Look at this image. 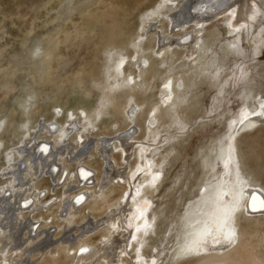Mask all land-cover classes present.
I'll return each instance as SVG.
<instances>
[{
  "label": "rangeland",
  "instance_id": "374dc122",
  "mask_svg": "<svg viewBox=\"0 0 264 264\" xmlns=\"http://www.w3.org/2000/svg\"><path fill=\"white\" fill-rule=\"evenodd\" d=\"M149 25L159 34L149 32ZM144 55L159 59L151 63ZM261 104L264 0H0V186L14 180L11 164L22 162L19 172L29 168L26 155L37 174L28 175L25 185L42 191L44 206L23 210L21 230L27 234L33 223L47 224L41 239L26 246L29 255L16 257L18 248L10 244L0 249V264H31L35 254L33 264H40L41 250L74 242L83 231L100 249L118 223L129 233L118 244L123 261L108 264H172L178 225L202 193L206 171L214 165L219 175L227 165L217 155L220 147H233L236 165L264 189ZM37 144L55 156L53 165L41 167L48 173L39 172ZM80 160L93 169L92 178L73 182ZM68 176L72 186L65 185ZM105 182L101 192L111 191L112 202L120 201L115 225L107 221L106 208L84 221L88 208L76 200L68 224L59 200L87 188L99 193ZM238 219L235 246L173 264H264V211ZM139 230L144 234L137 240ZM222 233L211 241L225 240ZM91 258L82 264L98 261ZM46 264L71 259L61 253Z\"/></svg>",
  "mask_w": 264,
  "mask_h": 264
},
{
  "label": "bare ground",
  "instance_id": "6f19581e",
  "mask_svg": "<svg viewBox=\"0 0 264 264\" xmlns=\"http://www.w3.org/2000/svg\"><path fill=\"white\" fill-rule=\"evenodd\" d=\"M151 26L152 25H149L147 27L149 32H152L154 34H159L157 31H153ZM129 32H130V29H129ZM153 37H154V35H153ZM127 38H129V36ZM128 40H130V38ZM195 43L198 44L197 42H195ZM112 44H114V48L119 46V44H117L115 46L114 42ZM199 44H201V43H199ZM205 47H207V45L206 46L202 45V49ZM197 50H198V48H197ZM172 51L173 50H171V52ZM195 51L196 50L194 49L193 53ZM166 53H168V49H165V56H164V53H163V55L160 56V60H162V62L165 61L164 59L166 58ZM161 57H162V59H161ZM204 57H206V56H204ZM142 58L144 60L150 61L152 63V61H154L155 59H159V56L153 57L152 61H151V58L148 57L147 55H144ZM168 58H169V56H168ZM201 58H202V55H201ZM204 60H207V59H204ZM140 71H141V69H140ZM142 72H143V70H142ZM145 81H147V84H148V80H145ZM185 81H186V79H185ZM171 87L173 88V85ZM171 92L173 93L174 91L172 90ZM177 99H178L177 96L174 97L173 102H175ZM110 101H111V97H110ZM134 106H135V104H134ZM129 109H130V107H129ZM99 112L102 114L103 110L100 109ZM93 113H95V111ZM135 113H137V112H135ZM156 113H157V111H156ZM158 113H161V112H158ZM162 114L163 113H161V115ZM134 115H136V114H134ZM85 117L90 118L92 120L93 114L86 113ZM157 117H158V115H155V118H157ZM158 118H160V117H158ZM133 119H135V117ZM55 123L57 124V126L53 127L52 129L50 128L52 131L58 128V123L57 122H55ZM252 123L254 124V120L249 121V124H252ZM52 124H54V123H51V125ZM92 124H94V123H92ZM74 127H81V126L79 125V123H77L76 125H74ZM67 131H69V130H67ZM153 131H157V128L154 129ZM63 132H64V130H63ZM80 132H82V131H80ZM67 133H69V132H67ZM70 139L74 142L76 137L73 136ZM45 144H47V143H45ZM232 144H234V143H232ZM227 145H228V143H225L222 147H220L219 151L217 150L218 153L216 151L217 155L220 156L221 160H223L224 162H227V165L225 166L224 171H222L218 175L217 174L218 172L216 170H213L214 165L212 166L211 170L208 169L207 171H206V168L204 167L208 177H207L206 182L204 184V189H203L202 193L200 195H198L197 197H195L196 201L193 202V204L190 206V208L186 211V214H184V216L182 215L183 219L177 228L178 247L175 248V250L173 251V254H172V259H170V260H172L171 261L172 264L177 262V261H179V262L185 261L187 263V262L197 258L198 256H200V257L212 256V255H210V253H213L215 255V254L221 253L224 250L232 248L233 246H235L236 242L235 243H229L227 240H222L221 242H216V241H214L215 239L211 241V237L213 235H215L216 233H218L217 232L218 226H220L221 224L224 225V227L222 228V231L227 230L228 228H233L236 232V241H237L238 232L236 230H237V227L239 225V223H238L239 215L242 214L244 216L245 215L248 216L250 214L252 215L253 213H258V211L262 210V208L260 207V204L262 202H264V189L262 187H260L259 185H256L257 182H256V184H254V183H251L252 181L251 182L248 181V180H250L251 177L249 176L250 178L248 179L247 178L248 176H245L244 172L238 167L239 165L238 166L236 165L237 164L235 161L236 155L234 156V153H233L234 149H233V147H230V149H228ZM55 146L56 145L53 146V148H54L53 150H55ZM36 147H38V150H39L38 151L39 156H40L39 167H40V170H42V171L39 170V172L48 173L47 170L41 169V167L44 168L46 166L45 164H48V163H50V161H53L55 156L50 155V153H52V152H50L49 154H45L46 149L43 147H40V144L39 145L37 144ZM234 148H236V146ZM100 149H102V148H100ZM23 151L24 150H20L21 153H23ZM211 151L213 153H215V151H213V150H211ZM48 155L53 156V157H51V159H49ZM201 155H203V154H201ZM26 157L27 156L25 155V160L29 164L28 165L29 168L27 167L23 172H19L20 171L19 168H21L22 162H20V164L18 162L11 164L10 168H12V167L14 168L13 173L15 171L16 176H15L14 180H10L9 185L0 186V221L5 219L4 222L1 224V227H0V249L6 248L10 244L17 246L18 249H17L16 257H18L19 255H23V254L27 255L28 253L25 254L27 251L26 246L28 247V244L30 241H32L31 243H33L35 241L34 238L37 239V238H40L41 236H43V233L46 232L45 228L47 227L46 223L39 226L36 223L32 222L33 224L29 227L27 226V228H26L27 234H23V232L21 230L22 228H21L20 224H21V222L23 223L25 221V218H26L25 212L29 211L31 209L34 211L35 208L36 209H38V208L42 209V207L44 206V201L40 200V198H39V196H40L39 194H42V191L36 190V192H35V189H32V186H26L25 185V184H28V182H26L28 175L37 174V172L35 174L32 173L34 171V168L32 165H30V160H27ZM215 159H216V157H215ZM58 161L60 163V160H58ZM53 164L54 163H50V165H53ZM78 167H80L81 170H80V172H78L79 170L76 171V173L73 176V178H74V180H72L73 182L74 181H76V182L80 181V176H83L85 178L86 177L92 178L91 173L93 172V169H91L89 166L85 165L83 163V160L79 161ZM51 168L53 170L54 167H51ZM65 168L66 167H64V165H63V167L61 169V173L64 172L63 169H65ZM51 175L53 177L54 173ZM215 177H217V178H215ZM67 178L68 179L65 181V185L69 184L68 181H69L70 176H68ZM52 179L57 184L58 183L57 181L60 180V175L58 176L57 181L54 178H52ZM96 179L98 180V178H96ZM15 180L20 181V183L15 184ZM81 180H83V179H81ZM12 181L14 182V184L17 188L12 187V186H14L12 184L13 183ZM89 183H90V181H89ZM108 184H109V182H107L106 184H103V185L100 184L101 187H100L99 193L95 192L91 188L83 189L78 193L75 192L76 194L69 193V192L66 193L67 194L66 197L64 199L59 200L60 201L59 206H61V209L59 211L60 212L65 211L64 213H66V211H67V215L64 218V220L66 222H68V224L71 223L72 218L75 216V215H71V210L73 208V202L72 201L76 200L77 202L83 203V206L81 205L82 208L85 205L88 208V212H87V214H85L84 221H86L87 217H89L88 214H90L92 216L94 214V212H100L106 208L108 210L109 214L111 213V215L107 218V221L115 225L116 218H114V216H116V214H113V213H114V210L118 208L116 206L120 203V201L117 200L116 202H112L113 197L112 198L110 197L111 191H109V193L101 192L102 188L104 189V187L108 186ZM10 185L12 187V189H11L12 192L9 189ZM69 185L72 186L71 181H70ZM77 185H78V183H77ZM144 188H146V186ZM149 188H147L146 190H148ZM8 191L11 192V194L9 193L10 196L9 195L5 196ZM144 194L145 193H143V195ZM78 198H81V199H79V201H78ZM141 198H143V197H141ZM31 201H32V206L30 207V206H28V204ZM63 202H64V204H63ZM62 204L64 205L63 207H62ZM253 204H255V207L252 206ZM16 208H17V210H16ZM87 208H85V209H87ZM50 209H51V207H50ZM20 210H21V212H18ZM23 210H26V211H23ZM10 212L13 213V217L8 214ZM226 215H227V218L225 219ZM36 216H38V215H36ZM83 217H84V215H83ZM20 218H23V221ZM10 219H12L11 222H10ZM93 219L95 220V216H93ZM118 219H121V217H118ZM88 221H89V218H88ZM35 224H36V227H35ZM37 226H39V227L37 228ZM120 226H121V224L118 223V226L116 229H113V230L111 229L110 231H108V236L103 239V244H102L100 249L92 246L88 241H86V237L88 234L87 231H83L84 234H82L77 239L75 238L76 242L74 239V242L69 241L68 243L60 242L56 245L52 244L53 246L49 250H41L42 254L40 257V261H41L40 264H46L47 260L57 259L58 255L61 253H65V257H67V258L70 257L71 264H82L83 260H85L86 258L88 259L89 257L91 258L92 255H93V257L90 259L92 262L95 259H98L99 255H100L98 261L96 260V262L94 264H108V263H111L113 261H121V263H122L123 260L121 259V256H120L122 254V251L121 250L119 251L118 244H119V240H121L120 239L121 236L124 238V236L126 235L127 232L124 230H119ZM137 226L139 227V225H137ZM206 228L212 230L211 234L207 235V236H202V237L199 236V234L203 230H205ZM139 231L134 234V237H136L137 235L139 236V237L137 236L138 237L137 240H139L140 237H143V234H144L143 232H141V230H139ZM124 232H125V234H124ZM33 233H35V235ZM127 234H129V233H127ZM118 237H119V239H117ZM222 237L223 236H221V238ZM125 238H126V236H125ZM196 240H199V246L198 247L193 245V241H196ZM58 241H59V239H58ZM122 241L123 240H121V242ZM135 244L138 245L136 242H135ZM189 245H193L191 251L186 250ZM205 245H209V247L202 249V247H204ZM14 246H13V248H14ZM221 246H223V247H221ZM82 247L87 248L88 251L81 252L80 249ZM32 249H33V247H32ZM34 249H35V247H34ZM30 251H32V250H30ZM11 253H13V252H11ZM227 253L225 255H227ZM229 253H228V255H229ZM38 257L39 256L37 254H35L34 257L31 258L30 263L31 264L35 263V261H37ZM23 258H25V257H23ZM15 260H16V258H15ZM21 260H22V257H21ZM125 260L126 259H124V263H126ZM28 262H29V260H28ZM179 262H177V263H179ZM115 264H117V263L115 262ZM207 264H232V263H230L228 261H222L221 260V261H217V262H210Z\"/></svg>",
  "mask_w": 264,
  "mask_h": 264
},
{
  "label": "snow or ice",
  "instance_id": "6c2138e0",
  "mask_svg": "<svg viewBox=\"0 0 264 264\" xmlns=\"http://www.w3.org/2000/svg\"><path fill=\"white\" fill-rule=\"evenodd\" d=\"M261 108L264 109V104H261ZM254 114H257V113H254ZM82 115H83V114H82ZM79 199H81V198H78V201H79ZM252 206L255 207V204H253ZM260 207H261V208H264V202H262V203L260 204ZM226 218H227V215H226L225 219H226ZM223 227H224L223 224H221L220 226H218V228H217V232L219 233L220 230H221ZM211 231H212L211 229L206 228L205 230H203V231L199 234V236L202 237V236L210 235V234H211ZM223 237H224V239L227 240L229 243H235V242H236V232H235V230H234L233 228H228L227 230H224V231H223ZM193 245H195L196 247H198V246H199V240L193 241ZM193 245H189L188 248H187L186 250H187V251H191ZM80 251H81V252H86V251H88V249L82 247V248L80 249Z\"/></svg>",
  "mask_w": 264,
  "mask_h": 264
},
{
  "label": "water",
  "instance_id": "95a60500",
  "mask_svg": "<svg viewBox=\"0 0 264 264\" xmlns=\"http://www.w3.org/2000/svg\"><path fill=\"white\" fill-rule=\"evenodd\" d=\"M262 209H264V208H262Z\"/></svg>",
  "mask_w": 264,
  "mask_h": 264
}]
</instances>
